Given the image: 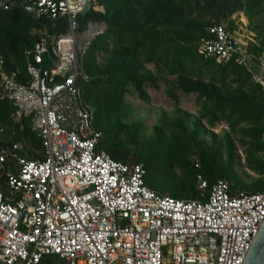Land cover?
I'll list each match as a JSON object with an SVG mask.
<instances>
[{"label":"built area","instance_id":"2783aa9c","mask_svg":"<svg viewBox=\"0 0 264 264\" xmlns=\"http://www.w3.org/2000/svg\"><path fill=\"white\" fill-rule=\"evenodd\" d=\"M89 2L103 11L92 0H0V12L19 8L39 24L24 52L26 82L0 60V98L14 121L28 119L41 156H21L19 142L0 152V264H39L45 256L64 264H242L264 220V193L230 195L224 180L207 188L196 173L195 199L162 196L145 186L141 163L97 148L101 133L79 89L80 56L101 32L91 21L79 29ZM204 31L197 55L250 69L243 40L222 24ZM257 68L251 80L264 94V63ZM192 165L199 169L197 159Z\"/></svg>","mask_w":264,"mask_h":264},{"label":"trees","instance_id":"16d2710c","mask_svg":"<svg viewBox=\"0 0 264 264\" xmlns=\"http://www.w3.org/2000/svg\"><path fill=\"white\" fill-rule=\"evenodd\" d=\"M92 1L103 11H94L92 3H87L77 18L79 29L88 21L101 23L104 29L89 41L80 56L85 78L79 81V89L84 103L93 111L92 127L101 133L97 148L105 150L115 161L141 163L145 186L162 196L195 199L196 173L201 174L207 188L217 179L224 180L230 195H233L232 189L264 193V181L259 179L264 177L261 140L264 94L251 80V71L243 65L232 59L216 63L195 52L199 39L207 38L205 27L220 24L219 21L227 20L234 12L244 10L259 16L258 41L246 47L252 59L258 58L264 50V0ZM227 26L231 30L230 21ZM32 28H39L38 22L21 9L0 12L1 67L6 73L15 72L16 81L20 83L28 80L24 52L32 48L36 40ZM99 54H104L102 63L96 62ZM145 64L173 76L166 95L174 104V89L183 94L194 93L201 101L200 115L210 125L215 121L224 122L227 127H247L246 131L242 128L248 138L244 161L247 169L258 177L256 181L245 184L236 174L234 148L228 135L224 161L219 157L220 147H207L196 135L188 145L178 146L161 142L160 125L154 126L151 137L140 136L139 123L127 121L123 97L131 91L136 99L146 102L144 89H157V77L144 69ZM254 64L257 67V59ZM13 110L8 101L0 98V128L12 131L9 140L0 139V152H6L11 143L19 142L23 149L21 156L40 159V142L30 130L28 119L14 121ZM193 154L199 169L192 165L190 156ZM172 167H177L179 176L166 178V171Z\"/></svg>","mask_w":264,"mask_h":264},{"label":"rangeland","instance_id":"374dc122","mask_svg":"<svg viewBox=\"0 0 264 264\" xmlns=\"http://www.w3.org/2000/svg\"><path fill=\"white\" fill-rule=\"evenodd\" d=\"M244 1V0H242ZM228 21L231 23V30L227 29ZM220 24L224 25V27L229 31L231 34L239 37L241 40H243L246 44V47L248 44H255L258 41V34H257V25L259 24V16L254 15L251 13H247L244 10H240L237 12H234L227 20L225 21H219ZM99 30L104 29V25L101 23H98ZM104 58V54H99L96 57L97 63H102ZM262 61L264 63V50L260 53L258 58L256 57L255 60ZM255 60L252 59V63L250 62V69L249 70H256L258 69L255 65ZM144 69L148 72H150L152 75L157 77V89H151V88H145L144 91L148 97L146 102H141L138 99H136L135 95L129 91L127 92L124 97L123 101L125 103L126 112L128 113L127 121H133L139 123V134L143 139L149 138L154 133V126L160 125V99L162 96V89L163 86L168 85L169 82L164 77L161 80V76L164 75V71L161 68L154 67L152 64H145ZM205 78V77H204ZM233 86V85H232ZM12 134V131L10 129H4L0 128V139L5 138V140H9L10 136ZM264 134L261 136V140ZM204 144V143H203ZM234 148V164L233 168L240 178V180L245 184H250L258 177L247 169L245 164V155H244V147L239 146L238 143L235 142V145L233 144ZM220 159L221 161H224L225 158V147H220ZM196 159L195 154L190 156L191 161ZM9 164V159L5 161L3 164L4 169L7 168ZM164 164V162H163ZM166 166V163H165ZM166 178L170 177H178L179 176V170L177 167H172V169H169L166 171ZM260 180L264 181V177L259 178ZM173 182H175L173 180ZM238 192H247L244 190L239 189H232V194H236ZM41 264H64L62 260L59 258L55 259L52 256H45L43 257V260Z\"/></svg>","mask_w":264,"mask_h":264},{"label":"crops","instance_id":"0c3cea01","mask_svg":"<svg viewBox=\"0 0 264 264\" xmlns=\"http://www.w3.org/2000/svg\"><path fill=\"white\" fill-rule=\"evenodd\" d=\"M163 77L168 82L173 79V76L164 74L161 76V80ZM170 87L166 84L163 86L159 104L162 143L166 145L175 143L176 146L181 143L188 145L196 135V139L205 143L207 147L217 148L226 146V135H228L232 144L235 145L236 142L241 147L247 146V135L242 133V128L246 131L247 127H227L224 122L215 121L210 125L206 118L201 117V101L196 99L194 93L183 94L178 89H174L176 96L174 104L166 95V91L171 89Z\"/></svg>","mask_w":264,"mask_h":264},{"label":"water","instance_id":"95a60500","mask_svg":"<svg viewBox=\"0 0 264 264\" xmlns=\"http://www.w3.org/2000/svg\"><path fill=\"white\" fill-rule=\"evenodd\" d=\"M242 264H264V220L257 230Z\"/></svg>","mask_w":264,"mask_h":264}]
</instances>
